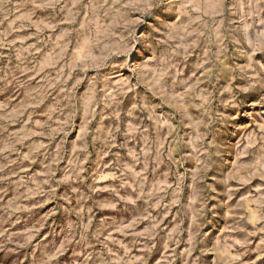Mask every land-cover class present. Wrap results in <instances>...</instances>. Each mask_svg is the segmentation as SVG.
<instances>
[{
	"label": "clouds",
	"instance_id": "9594fccd",
	"mask_svg": "<svg viewBox=\"0 0 264 264\" xmlns=\"http://www.w3.org/2000/svg\"><path fill=\"white\" fill-rule=\"evenodd\" d=\"M0 264H264V0H0Z\"/></svg>",
	"mask_w": 264,
	"mask_h": 264
}]
</instances>
